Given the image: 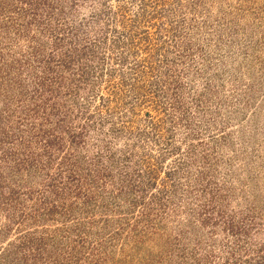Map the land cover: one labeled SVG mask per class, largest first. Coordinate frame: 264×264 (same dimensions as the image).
I'll return each mask as SVG.
<instances>
[{
  "label": "rangeland",
  "instance_id": "374dc122",
  "mask_svg": "<svg viewBox=\"0 0 264 264\" xmlns=\"http://www.w3.org/2000/svg\"><path fill=\"white\" fill-rule=\"evenodd\" d=\"M0 264H264V0H0Z\"/></svg>",
  "mask_w": 264,
  "mask_h": 264
}]
</instances>
